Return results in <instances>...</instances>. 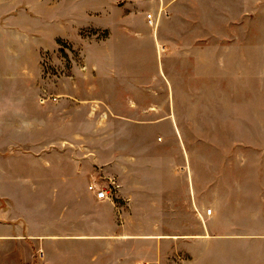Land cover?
Returning <instances> with one entry per match:
<instances>
[{"label": "crops", "instance_id": "obj_1", "mask_svg": "<svg viewBox=\"0 0 264 264\" xmlns=\"http://www.w3.org/2000/svg\"><path fill=\"white\" fill-rule=\"evenodd\" d=\"M125 4L123 18L85 10L105 23L75 37L0 22V264H264V232L232 224L264 182L214 161L212 139L182 128L196 103L176 99L264 62V0ZM54 52L71 63L59 87L40 62ZM108 182L112 200L88 190Z\"/></svg>", "mask_w": 264, "mask_h": 264}, {"label": "rangeland", "instance_id": "obj_2", "mask_svg": "<svg viewBox=\"0 0 264 264\" xmlns=\"http://www.w3.org/2000/svg\"><path fill=\"white\" fill-rule=\"evenodd\" d=\"M126 1L0 0V22L8 23L6 27H12L13 23H20L26 27L29 35L34 34L31 27L39 25V31L46 40H50L55 33L75 37L74 29L78 24L105 23V19L89 16L84 13L85 10H90V15H94L95 12L97 15H104L111 19L116 18V15L123 18ZM115 6L118 8V14H112ZM104 9L105 11H102ZM78 33L90 39L94 31L88 27H82ZM95 37L101 40L104 46L107 43V30H100ZM40 62L46 73L51 76L52 85L59 87L62 77L69 74L71 63L68 58L61 56L60 52H54L42 55ZM7 64L2 63L0 69H7ZM148 69L152 70V63L148 64ZM203 69L202 65L198 71ZM228 70L243 71V75L230 74L223 80V85L219 78L206 81L198 77L190 83L187 81L181 86H176L181 88L177 101L194 102L197 105L195 110L187 111L188 114L182 116V128L188 135H203L211 138L212 141L207 143L212 145L213 153L218 152L214 161L219 160L220 151H222L223 160L226 159L229 162L232 172L230 176L235 174L236 170L243 173L241 177L236 176V181L244 184L257 182V180L264 182V62L254 63V70H252V63H244L242 67L237 63H229ZM158 98L156 96V99ZM207 104L211 108H204ZM184 112L180 114L183 115ZM189 114L191 120L187 118ZM103 132H106L105 129ZM192 144L196 145L197 149L200 148L199 143ZM110 184L113 185L111 194L113 199L114 184L108 182L107 185ZM250 191L243 190L246 194L243 204L249 207L247 211L245 210L243 220L232 224L234 228L246 230L249 233L264 232V220H260L261 215L256 212L259 206H264V200L249 197ZM258 192L262 193V199H264V191ZM219 232H223V229H219Z\"/></svg>", "mask_w": 264, "mask_h": 264}, {"label": "built area", "instance_id": "obj_3", "mask_svg": "<svg viewBox=\"0 0 264 264\" xmlns=\"http://www.w3.org/2000/svg\"><path fill=\"white\" fill-rule=\"evenodd\" d=\"M147 18L149 20L150 15H147ZM112 188H113L112 184H110L109 186L108 185L103 186V185H95L91 183L88 185V190L92 192L95 198L98 200H112V195H111ZM206 213L209 214L210 210L208 209Z\"/></svg>", "mask_w": 264, "mask_h": 264}]
</instances>
